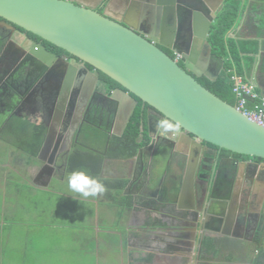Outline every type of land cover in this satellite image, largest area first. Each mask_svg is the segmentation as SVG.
Here are the masks:
<instances>
[{"label":"flooded vegetation","instance_id":"1","mask_svg":"<svg viewBox=\"0 0 264 264\" xmlns=\"http://www.w3.org/2000/svg\"><path fill=\"white\" fill-rule=\"evenodd\" d=\"M183 1L180 19L175 23L168 22L167 27L158 25L159 33L168 40H171L170 35H174V46H178L182 53L193 57L194 49H197L199 56L206 59L208 46L201 37L193 36L192 14L206 11L209 15L211 4L202 0ZM117 3L125 6L124 0ZM106 5H101L98 12L103 13ZM2 22L0 20V24ZM30 44L46 48L56 57L76 66L82 64L20 28L13 31L0 26V136L6 127L12 128L18 121L34 124V132L37 126H42L47 132L51 129L62 132L67 142L58 166L63 170L67 150L72 157L75 144H79L82 134L86 136L85 126L92 125L102 133L113 131L118 104L107 101L104 96H111L120 88L115 87L109 93L111 85L100 73L90 98L84 96L82 90L72 92L73 95L65 94L62 91L66 79L63 69L58 66L60 63L44 66L38 58L30 56ZM160 47L184 67L182 55ZM200 59L196 60L197 63H201ZM209 63L212 70H218L213 53ZM145 110L144 128L149 143L130 159L136 158L142 168V172H138L140 184L145 181L152 185L150 191L144 190L142 194L150 195L152 199L149 201L158 199L163 205L160 212L153 215L155 217H149V224L145 220L136 233L141 243L138 250L144 256L134 260L128 258V264H176L177 261L172 260L177 259L181 264H220L215 253L212 254L218 250L229 251L230 259L226 264H257L259 256L264 261V160L238 155L204 142H201V148L192 146L182 138V130L161 136L156 124L166 118L149 106ZM72 135L74 141L77 140L70 145ZM58 172L61 174L60 170ZM164 207L170 210L164 211ZM238 236L243 242L234 238ZM258 236H263V240L260 241ZM153 248L154 253H146ZM241 251L244 256L238 255ZM121 259L124 263V257Z\"/></svg>","mask_w":264,"mask_h":264},{"label":"water","instance_id":"2","mask_svg":"<svg viewBox=\"0 0 264 264\" xmlns=\"http://www.w3.org/2000/svg\"><path fill=\"white\" fill-rule=\"evenodd\" d=\"M118 1L0 0V20L3 21L0 26L13 31L20 28L82 62L76 66L46 48L32 46L29 39L31 57L38 58L44 66L60 63L58 66L63 69L66 79L63 93L82 90V94L90 98L100 73L125 90L117 89L111 96H104L107 101L118 104L117 121L113 131L108 133V141L112 135L124 134L137 106L135 98H138L174 125L179 124L178 131L184 132L182 138L192 146L201 148V142H204L238 155L264 160V127L197 80L206 76L216 81L219 76L220 72L212 70L209 63L212 46L208 36L227 0L210 3L209 15L206 11L190 12L193 36L201 37L208 46L206 59L199 56L197 49H194L193 57L182 53L174 46V35L169 36L171 41L159 33L158 25L167 27L168 22L175 23L180 19L185 1L124 0L127 11L112 16L111 5ZM103 4H107L105 10L99 13ZM160 46L182 55L184 67ZM198 58L201 63H197ZM141 151L142 148L139 153Z\"/></svg>","mask_w":264,"mask_h":264},{"label":"crops","instance_id":"3","mask_svg":"<svg viewBox=\"0 0 264 264\" xmlns=\"http://www.w3.org/2000/svg\"><path fill=\"white\" fill-rule=\"evenodd\" d=\"M205 4L207 3H215V1L218 0H202ZM226 4V3H225ZM127 11L126 5L124 7H121L117 2L114 4V7L111 8L110 13L112 16H117L120 14H124ZM137 15V14H136ZM230 38L234 39V41L240 46V44L243 45V52L239 54L240 60H239V68L241 70V74L238 73L235 69H233L234 75H238L243 79L245 83L252 84L255 86L256 91L264 96V0H242V8L240 10L239 16L237 18V22L230 31ZM217 65H219V61L215 62ZM236 71V72H235ZM22 123V126L25 125L27 129L30 130V132H27V130L23 129L20 132H17V134L11 139L14 140H20L24 139L26 137H32L34 133H38L36 130L35 132L32 131V127H34V124L29 123L28 121H18L17 123ZM31 127V128H28ZM106 133H102V145L101 146H95L94 145H86L85 143L81 142L82 146H75L74 151L79 150L81 153V156L87 155L85 154L86 151H89L92 153V155L84 156L86 158V166L90 174L93 176L98 177L103 183H105V186L109 185L106 183L111 182L115 183L117 182L119 185V189H121V194L124 197V199H127L125 204H122L123 199L120 201V203H113V205L116 207L115 213H118V219L122 221V226L115 227L114 229H105L102 228L99 225H92V228H89V231H94L95 234H106L110 237H113L110 239V237L106 236H98L96 238V241L94 242L95 248L91 249V246L89 247L88 251H96L95 253H98V255L104 254V251L108 254L115 255V261L118 264H128L126 259L134 260L136 258H140L141 256H144L143 253H141L138 250V243H140V240L136 238V233L138 232V229L141 228L144 224V221L146 220L148 222L149 217H152L153 215H156L159 213L161 205L158 199H154V201H149L152 199L150 195L142 194L144 190L150 191L152 188V185H150L148 182L143 181L142 184H140L141 180H138L140 178V175H138V172H142V168L137 163L136 158L130 159V158H120V157H114L109 154V141L105 142L106 139ZM70 137V145L76 142L74 141L75 137ZM115 136V135H112ZM1 138L5 139L3 136ZM109 138V136H108ZM81 139V138H79ZM85 139V137H84ZM5 141V140H4ZM6 142V141H5ZM11 142V141H10ZM67 142V138L65 135H63L62 132H45L41 147L38 151L37 156L32 157L30 154H28L23 147H20L17 142H13V149L20 157H24V159L27 160V164L24 167H28L29 170L24 171L25 177L23 176L21 181L23 183V186L27 187L26 193H28V189L30 190L29 193L37 194L42 193L44 195L49 196V194H56L60 195L63 194L69 198L80 200L81 202H86L88 204H92L96 206L95 211V220L100 216L101 212L104 214L103 220H106L107 217L113 218V210L109 208L108 203H102L103 201V195H99L97 197H81L79 194L72 192H61L60 190L52 189L51 185L56 182H61L63 185L66 182V178L70 175L68 172V163L70 162V150H67V157H66V163L63 170L59 169L58 164H60L61 159L63 158V147L65 143ZM80 143V140H79ZM10 144V143H9ZM7 144L0 146V153L1 149H5V152L9 151V153L14 152L12 148ZM75 144V143H74ZM106 146V147H104ZM69 147V143H68ZM71 147V146H70ZM69 147V149H70ZM72 152V151H71ZM81 156L77 155V159H79ZM18 158V157H17ZM93 158L95 161H93ZM130 159V160H129ZM49 160H52L54 162L48 163ZM133 160V162H132ZM18 164L20 162L17 161ZM17 164V166H18ZM60 170L61 174L58 172ZM17 173L16 171H10ZM2 173V172H1ZM12 176L10 174H5L4 172L1 175V181H0V195L8 197L6 199H0V255L3 256L5 253V247L6 245H9L10 250H17V251H23L22 246L19 247L15 246L16 244L13 243L12 238H14L13 233H17L22 229V227L27 228L28 225H31V222L27 218H16L14 219V214L16 211L13 210V205L10 203L11 200H14L18 203V197H21L18 195L16 198L15 195H11L8 193L6 188H9L8 182L10 180L13 182ZM121 177V179H119ZM135 178L134 181L133 178ZM17 183V181H16ZM21 184H18V187H20ZM11 186V185H10ZM9 190V189H8ZM19 189L17 190V192ZM23 192V191H22ZM20 192V194H22ZM121 196V195H120ZM21 203V202H20ZM100 204L104 205L105 208L102 207V210L100 208ZM126 204H129L128 207L124 206ZM11 207V210H10ZM17 208V207H16ZM156 208V209H155ZM158 208V209H157ZM157 211H155V210ZM170 209L164 207V211H169ZM156 213V214H155ZM155 217V216H153ZM2 218V219H1ZM114 219V218H113ZM101 219L99 218L98 221ZM150 220V219H149ZM28 221V222H26ZM49 227H53L56 223L55 221H50ZM37 226V225H35ZM107 232H106V231ZM19 234V233H18ZM17 234V235H18ZM100 237V238H99ZM118 238V243L113 244V240ZM241 236L234 237L240 242H243ZM233 238V237H232ZM112 240V241H111ZM261 240H263V236L261 237ZM99 242H102L104 245V249L100 250L98 249ZM112 242V243H111ZM7 243V244H6ZM116 243V242H115ZM6 244V245H5ZM157 246V245H153ZM154 248L147 252H153ZM229 251H213L212 254L215 253V256L217 257V260L220 261V264H226L228 263V260L230 259L228 254ZM14 253V252H12ZM16 252L15 254H17ZM158 253V252H157ZM239 256H244L243 252L238 254ZM13 258V256H10ZM121 257H124V263H122ZM4 259L0 260V262H3ZM22 263L20 264H26L27 260L26 257L23 256L21 259ZM176 264H181L180 261L172 260V262H176ZM226 261V262H225ZM45 262H42L40 264H44ZM47 264H53L51 262ZM160 264V262L158 263ZM216 264V263H215Z\"/></svg>","mask_w":264,"mask_h":264},{"label":"rangeland","instance_id":"4","mask_svg":"<svg viewBox=\"0 0 264 264\" xmlns=\"http://www.w3.org/2000/svg\"><path fill=\"white\" fill-rule=\"evenodd\" d=\"M14 126H16L15 123ZM25 130L30 132L27 128ZM16 134L17 131L14 128L6 127L1 134L5 139L0 136V146H7V144L10 143L9 146L14 151L15 148L13 149L11 137ZM81 142L85 143V146L88 144L101 146V144L97 142L87 141V139H84L83 134L80 143L78 145L75 144V146H82ZM5 150L6 148L1 149L0 153V181L3 172L12 176L13 182L11 180L8 182L9 188H6V190L9 194L15 195L16 198L18 195L21 196L18 197V203L14 200L10 201L13 205V210L16 211L14 219L22 217L28 220L30 219L31 225H28L27 228L22 227L19 232L13 233V243L16 244L15 246H22L21 248L23 251H12L6 243V251L3 256L0 255V260H4L0 262V264H20L22 263L21 259L23 256L26 257V264H40L42 262H45L44 264L49 262L53 264H118L114 260L115 255L108 254L106 250L104 251L106 256L102 254L98 255V253H95L96 251H88V246H91V249L95 248L94 242L98 236L110 237L104 233L95 234L94 231H89L88 229L92 228V225L95 224L105 229H114L115 227L121 228L122 221L118 219L119 216L118 213H115L116 207L113 203H120L123 199L122 204H125L127 199H124L122 196L124 193H120L121 189H119V184L117 182L111 183L107 181L106 183L109 185V188L105 186L106 191L103 197H101L104 201L102 203H108L109 208L113 210L112 216L114 219L107 217L106 220H103L105 214L103 211L95 220L94 215L96 206L92 204L69 198L63 194H49V196L42 193L33 194L29 193V189L27 190L28 193H26L25 188L27 187L23 186L21 181H23L22 177H25L24 171L29 170L28 167H24L28 165L27 160L24 159V157H20L15 151L9 153V151L5 152ZM17 161L20 162V164H18ZM13 170L17 173L10 172ZM69 176L66 178L64 185L61 182H56L51 185V188L53 190L58 189L64 193H72L68 186ZM18 184H21L20 187H18ZM18 189L19 191L17 192ZM20 192H22V194H20ZM81 197L83 198V196ZM6 198L8 197L0 195V199ZM124 206L128 207L129 204ZM102 207L105 208L103 204L102 206L100 204L101 210ZM99 218L101 219L100 221H98ZM50 221H55L56 224L53 227H49L48 223H50ZM111 238L113 237H110V239ZM112 242L113 244H117L118 238L115 237ZM104 248L103 243L99 242L98 249L103 250ZM16 252L18 253L15 254ZM10 256H13V258Z\"/></svg>","mask_w":264,"mask_h":264},{"label":"trees","instance_id":"5","mask_svg":"<svg viewBox=\"0 0 264 264\" xmlns=\"http://www.w3.org/2000/svg\"><path fill=\"white\" fill-rule=\"evenodd\" d=\"M242 8V0H227L223 9L218 14L216 20L214 21L210 35L209 43L212 46L213 60L215 62L219 61V76L216 81H211L206 76L197 78V80L203 84L207 89L212 91L218 97L226 101L232 106H236V97L233 93V81L232 76L234 75L233 69L237 71L239 68V54L243 52V45L238 44L234 39L230 38V31L234 28L237 18L239 16L240 10ZM29 36L36 38L40 41V38L34 36L31 33H28ZM46 46L54 47L60 53H66L65 51L49 44L48 42L43 41ZM235 71V72H236ZM238 73L241 74V70L238 69ZM101 77L109 83L111 86L109 88V93L115 88H120L124 90L119 84L110 79L104 74H101ZM125 91V90H124ZM138 101V106L127 125L125 132L122 136H111L109 140V154L114 157L120 158H130L137 155L141 148H144L149 143V138L146 134V128H144L145 108L148 107L147 104L136 98ZM12 126L17 132L26 129L25 125L22 126V123ZM11 128V127H10ZM38 133H34L32 137L22 138L20 140H12V142H17L20 147H23L24 150L30 154V156L35 157L38 154V151L41 147L42 139L44 136L45 128L42 126L36 127ZM84 133L86 132L85 139L89 142H97L98 144L103 143L102 131L98 130L92 125L85 126L83 128ZM106 141H108V132H106ZM97 145H94V147ZM87 155H92L91 152L86 151ZM81 156L79 150H76L72 155L70 162L68 163V172L71 174L75 170L84 169L89 171L86 164V158L81 156L79 159H76V156ZM74 156V157H73ZM78 158V157H77ZM93 161L94 158H93ZM86 164V165H85ZM149 224V220H148ZM262 236H258V239L261 241ZM261 255V254H260ZM257 264H264L263 257H258Z\"/></svg>","mask_w":264,"mask_h":264},{"label":"clouds","instance_id":"6","mask_svg":"<svg viewBox=\"0 0 264 264\" xmlns=\"http://www.w3.org/2000/svg\"><path fill=\"white\" fill-rule=\"evenodd\" d=\"M179 124H173L169 119L157 121L156 130L161 136H167L170 131H178ZM68 186L72 192L85 198L97 197L106 191L104 183L87 170L80 169L73 171L68 178Z\"/></svg>","mask_w":264,"mask_h":264},{"label":"built area","instance_id":"7","mask_svg":"<svg viewBox=\"0 0 264 264\" xmlns=\"http://www.w3.org/2000/svg\"><path fill=\"white\" fill-rule=\"evenodd\" d=\"M235 108L264 127V96L252 84L245 83L238 75L232 76Z\"/></svg>","mask_w":264,"mask_h":264}]
</instances>
